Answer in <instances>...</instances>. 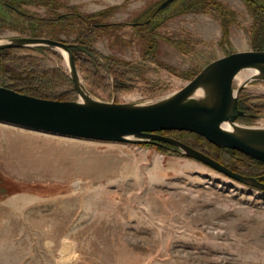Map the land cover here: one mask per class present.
I'll return each instance as SVG.
<instances>
[{
  "label": "rangeland",
  "instance_id": "1",
  "mask_svg": "<svg viewBox=\"0 0 264 264\" xmlns=\"http://www.w3.org/2000/svg\"><path fill=\"white\" fill-rule=\"evenodd\" d=\"M163 1L0 0V42L40 33L70 46L79 38L77 24L85 23L78 18L96 15L91 58L102 66L70 48L81 82L98 100L135 104L179 90L215 58L256 50L254 43L264 50V0H174L158 10ZM38 47L0 52L25 59L13 62L20 70L64 74L68 80L51 77V99L79 100L64 52ZM2 54L8 70L12 63ZM239 84L234 79L233 88ZM239 96L250 108L237 123L264 127V81H247ZM163 135L238 173H264L194 133ZM170 145L80 139L0 122V264H264V191Z\"/></svg>",
  "mask_w": 264,
  "mask_h": 264
},
{
  "label": "water",
  "instance_id": "2",
  "mask_svg": "<svg viewBox=\"0 0 264 264\" xmlns=\"http://www.w3.org/2000/svg\"><path fill=\"white\" fill-rule=\"evenodd\" d=\"M174 0H164L158 10ZM49 46L66 54L79 100L37 97L0 85V122L50 134L118 143L166 142L242 184L264 191V182L238 173L201 150L160 133L185 130L200 134L217 147L238 150L264 162V127L243 126L238 95L246 82L233 88L236 74L253 69L252 79L264 81V50L234 51L215 58L179 90L146 104L107 102L84 88L68 43L48 37L16 36L0 42L6 47ZM251 80V79H250ZM201 91L196 95L197 91ZM223 124L229 125L227 129Z\"/></svg>",
  "mask_w": 264,
  "mask_h": 264
},
{
  "label": "trees",
  "instance_id": "3",
  "mask_svg": "<svg viewBox=\"0 0 264 264\" xmlns=\"http://www.w3.org/2000/svg\"><path fill=\"white\" fill-rule=\"evenodd\" d=\"M6 5L14 8V6L9 5L8 3H6ZM96 18H97L96 15H89V16H84V17L78 18L79 20L83 19L85 21V23L84 24H81V23L77 24L78 26H80V31H79V35H78L79 38L76 40L77 41L76 44L70 45V48L76 57H78L79 59L83 58L86 63L91 64V65H97V66L101 65L102 66V64L100 62H98V61L94 62L93 59L91 58L92 54L94 53V50H93L94 48L92 47V45L90 43L89 36H91L94 29H96L91 24L92 21H95ZM148 25H149V22H143L141 26H142V31L144 33L149 34L150 27ZM97 27L102 29L101 26H97ZM32 37H40V33H36ZM254 46H255L254 49L261 50L259 47H257V45H255V43H254ZM38 48L47 49V47H43V46L38 47ZM1 51H4V52H0V54L6 53L7 61L12 63V64H10V66H11L10 69L7 70L4 67V65L0 62V85H2V86H6V87L12 88L16 91L26 93V94H30V95H34L37 97L54 98L53 97L54 94L52 92L53 90L51 88V87H53L52 86L53 81H50L51 77H53V79H57V80H62V79L68 80V77H66L62 73H56L55 74V72H53V69L50 71L44 70L42 72V71H39L37 69H36V71H32L33 68L29 67L31 69V71H24L23 69L20 70L18 67L13 65V62L15 61L21 65L22 61L25 59H21L22 60L21 61V60H16V59L11 58L12 56H10V54L12 53V51H10L9 49H5V50H1ZM34 63L35 64L33 65V67L38 68L37 63L36 62H34ZM116 64L119 65V63H116ZM112 67L114 68L112 70L115 72V74L117 76H120L121 79H123V77H124V74L122 73L123 71L115 69L114 66H112ZM11 70L13 71V73ZM196 73L197 72H195L191 76V78H193ZM7 78H10L12 80L15 79L16 81L7 82V80H8ZM55 99L62 100L63 98L57 97ZM239 100H242L240 96H239ZM170 132L194 133V132L185 131V130H164V131H160V133H162V134H169ZM194 134L199 138V141L202 144L204 143V140H205L211 146H213V147L215 146L214 144L210 143L205 137L201 136L200 134H197V133H194ZM175 138L189 144L188 142L184 141L180 137L175 136ZM189 145H191V144H189ZM170 146L174 147L173 145H170ZM191 146L201 150L202 152L208 154L212 158L216 159L217 161L221 162L222 164H224V165L228 166L229 168H231L232 170H234L235 167L230 166L228 163H226L223 160L213 156L212 154L208 153L204 149H201L195 145H191ZM215 147L220 150L222 155H226L228 158L235 159L238 163L244 165L245 167H251L253 170H260V169L264 168V162H261L255 158H252V157H250V156H248V155H246V154H244L238 150L231 149V148H225V147H217V146H215ZM253 176H256L257 178H259L261 181L264 182V173L254 174Z\"/></svg>",
  "mask_w": 264,
  "mask_h": 264
},
{
  "label": "bare ground",
  "instance_id": "4",
  "mask_svg": "<svg viewBox=\"0 0 264 264\" xmlns=\"http://www.w3.org/2000/svg\"><path fill=\"white\" fill-rule=\"evenodd\" d=\"M256 74H257V72L253 69H244L243 71L238 72L236 74V76L234 77V79H236L239 83H244L247 80L252 79ZM200 93H201V91L199 90L195 94L198 95ZM223 126L226 127L227 129H231V127L229 125L223 124Z\"/></svg>",
  "mask_w": 264,
  "mask_h": 264
},
{
  "label": "flooded vegetation",
  "instance_id": "5",
  "mask_svg": "<svg viewBox=\"0 0 264 264\" xmlns=\"http://www.w3.org/2000/svg\"><path fill=\"white\" fill-rule=\"evenodd\" d=\"M238 107H239L240 109H242V110L245 111V113H246L245 116L248 115V109H249L250 107H249V106H245V105H243V104H242V100H239V98H238ZM245 116H242V117H245ZM238 118H239V117H238Z\"/></svg>",
  "mask_w": 264,
  "mask_h": 264
}]
</instances>
